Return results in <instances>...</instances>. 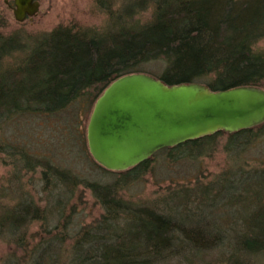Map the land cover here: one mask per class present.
<instances>
[{"label":"trees","instance_id":"trees-1","mask_svg":"<svg viewBox=\"0 0 264 264\" xmlns=\"http://www.w3.org/2000/svg\"><path fill=\"white\" fill-rule=\"evenodd\" d=\"M110 3L96 0L106 17L99 28L58 25L24 43L13 34L0 35V126L25 114L54 115L79 105L89 116L102 91L129 73H146L167 85L201 83L212 91L264 86V49H254L264 38V0H123L117 9ZM261 141L264 122L157 151L154 155L187 150L209 156L222 147L227 162L220 173L228 169L232 174L212 185L200 181L190 189H174L157 202L160 207H135L122 194L126 180L149 171L154 155L118 172L94 162L117 178L86 184L103 213L77 230L70 264H171L173 257L179 264H199L214 251L223 264H264V160L260 152L253 155L258 145L262 151ZM252 155L259 165L252 164ZM39 168L45 185H55L46 190L47 204L54 205L58 219L68 220L73 213H65L66 204L81 183L65 170L46 176ZM14 209L7 222L17 223V230L23 220L44 217L28 203ZM220 217H229L222 227ZM62 253L58 248L42 251L37 263L58 264Z\"/></svg>","mask_w":264,"mask_h":264},{"label":"rangeland","instance_id":"rangeland-1","mask_svg":"<svg viewBox=\"0 0 264 264\" xmlns=\"http://www.w3.org/2000/svg\"><path fill=\"white\" fill-rule=\"evenodd\" d=\"M37 1L38 13L32 19L19 23L13 18V0H7V3L0 0V35L3 37L13 34L24 39V43L27 38L50 32L58 25L78 24L82 27L99 28L103 23L106 24V17L98 8L96 0ZM122 2L123 0H111L110 6L117 9ZM254 49H264V38L254 45ZM88 117L85 106L79 105L68 107L54 115L25 114L19 120L0 126V264L37 263L42 251L52 250L56 253V248L63 252L58 264H70L68 253L73 249L72 241H78L77 230L95 223L102 215V209L86 184L93 181L109 183L108 181L117 177H110L112 173L101 171L89 154L86 141ZM224 143L222 141L220 146ZM260 146L262 151L258 145L253 155L260 152L259 157L264 160V141H261ZM223 151L220 147L211 155H199L200 157L189 155L187 150L170 157L156 154L150 160L148 172L135 181L124 180L123 201L134 202L132 205L135 207L138 203L146 207H160L157 202L166 199V195L174 189H190L200 181L212 185L221 176L229 177L232 174L229 175L228 169L220 173L227 162V155ZM253 155L249 158L257 166L259 164L252 161ZM23 157L27 159L30 168H24ZM40 165L46 171V176L59 168L81 183L74 190L75 197L66 204L65 213L70 209L73 213L68 220L58 219L54 205L47 204L45 198L55 185L54 182L53 186L45 185ZM49 179L53 180V177ZM26 203L31 209L36 208L38 214L44 217L41 221L23 220L17 230V223L8 225L7 220L14 213V206ZM217 214L213 215L214 218L218 217ZM226 218L220 217L221 221L218 219L217 224L224 226ZM219 232L223 234L225 231ZM56 239L61 242L57 243ZM33 246L36 250L31 251ZM218 258V251H214L208 253L202 262H198L223 264L216 261ZM168 260V263L179 264L174 257ZM184 262L185 260L181 263Z\"/></svg>","mask_w":264,"mask_h":264},{"label":"water","instance_id":"water-1","mask_svg":"<svg viewBox=\"0 0 264 264\" xmlns=\"http://www.w3.org/2000/svg\"><path fill=\"white\" fill-rule=\"evenodd\" d=\"M11 8L14 20L22 23L38 13L39 2L13 0ZM263 122V88L242 85L212 91L201 83L167 85L138 72L118 77L95 100L86 141L96 164L124 171L161 149Z\"/></svg>","mask_w":264,"mask_h":264},{"label":"bare ground","instance_id":"bare-ground-1","mask_svg":"<svg viewBox=\"0 0 264 264\" xmlns=\"http://www.w3.org/2000/svg\"><path fill=\"white\" fill-rule=\"evenodd\" d=\"M114 81V80H113ZM260 88V87H259ZM262 89V88H261ZM89 119V118H88ZM87 123H88V121H87ZM262 124V123H261ZM260 125V124H259ZM257 126V125H256ZM255 127V126H254ZM252 128V127H251ZM248 129H250V128H248ZM212 135V134H211ZM201 138V137H200ZM199 139V138H198ZM182 144V143H181ZM180 145V144H179ZM144 162V161H143ZM103 168V167H102ZM107 170V169H106ZM108 171H112V170H108ZM114 172H118V171H114Z\"/></svg>","mask_w":264,"mask_h":264}]
</instances>
